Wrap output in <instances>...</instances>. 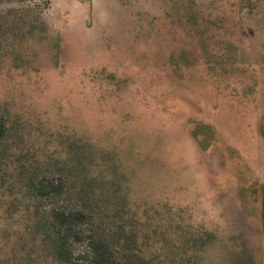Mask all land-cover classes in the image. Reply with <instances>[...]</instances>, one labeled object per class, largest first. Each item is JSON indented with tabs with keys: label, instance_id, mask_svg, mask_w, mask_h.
Masks as SVG:
<instances>
[{
	"label": "rangeland",
	"instance_id": "374dc122",
	"mask_svg": "<svg viewBox=\"0 0 264 264\" xmlns=\"http://www.w3.org/2000/svg\"><path fill=\"white\" fill-rule=\"evenodd\" d=\"M240 1L0 0V264H61L40 170L153 264H264V0Z\"/></svg>",
	"mask_w": 264,
	"mask_h": 264
},
{
	"label": "trees",
	"instance_id": "16d2710c",
	"mask_svg": "<svg viewBox=\"0 0 264 264\" xmlns=\"http://www.w3.org/2000/svg\"><path fill=\"white\" fill-rule=\"evenodd\" d=\"M243 1L250 0L240 2ZM10 130L7 117L0 112V150L6 147ZM0 173H3L1 168ZM5 176V173L0 174L3 180ZM29 178L28 192L45 205L40 216L51 240V255L61 264H153L144 256L137 233L123 222H117V211L109 218L95 201L82 204L84 199L81 198L79 205V201L67 202L65 195L71 189L62 175L40 170L39 175ZM77 245H83L85 250L77 251Z\"/></svg>",
	"mask_w": 264,
	"mask_h": 264
}]
</instances>
